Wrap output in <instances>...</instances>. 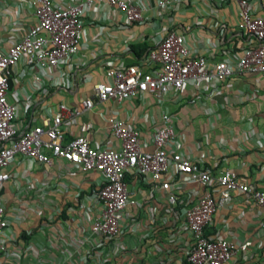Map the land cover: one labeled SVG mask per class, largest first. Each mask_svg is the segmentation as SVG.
Listing matches in <instances>:
<instances>
[{"label":"crops","instance_id":"crops-1","mask_svg":"<svg viewBox=\"0 0 264 264\" xmlns=\"http://www.w3.org/2000/svg\"><path fill=\"white\" fill-rule=\"evenodd\" d=\"M34 1L0 0V51H7L36 23ZM56 1L65 5L75 0ZM130 1L143 8L142 21H126L119 9L106 3L85 7L77 51L54 69H43L38 84L23 60L11 66L8 99L18 103V131L51 119L60 104L72 108L91 96L94 84L108 81V68L136 63L167 31L181 34L192 51L209 61L224 60L233 67L250 42L237 27L236 0H172L167 7L156 0ZM249 1L253 13L264 18V0ZM164 110L176 132V149L183 155L213 176L230 169L264 189V73L186 83L160 101L141 93L130 101L95 102L63 125L64 140L87 135L97 147H118L108 124V118L116 116L136 127L142 146L150 150ZM8 172L10 180L0 195L8 213L4 238L9 244L0 264H186L189 233L183 208L203 195L206 188L201 184L188 183L177 193L183 201L175 206L165 201V191L150 192L149 179L128 174L132 198L138 202L125 209L123 233L113 240L93 235L84 241L101 212L92 196L103 182L101 173L83 172L59 159L47 165L22 154L15 156ZM260 213L259 206L237 192L214 213L209 234L234 244L251 242L230 264H264Z\"/></svg>","mask_w":264,"mask_h":264},{"label":"built area","instance_id":"built-area-1","mask_svg":"<svg viewBox=\"0 0 264 264\" xmlns=\"http://www.w3.org/2000/svg\"><path fill=\"white\" fill-rule=\"evenodd\" d=\"M171 1L156 0V4L167 7ZM96 2L116 7L128 22L145 18L143 8L130 0H75L65 5L56 0H35L36 23L7 51H0V192L4 183L10 180L8 167L18 154L47 165L59 159L83 172L98 171L103 182L92 191V196L101 212L84 241L93 235L113 240L123 233L127 219L125 209L138 202L132 198L133 190L126 180L128 174L136 173L149 179L152 183L150 192L165 191V201L175 206L183 201L177 193L185 191L188 183L197 182L206 190L200 198L183 208L184 228L189 233L186 264H230L239 252L249 248L251 242L234 244L226 238L209 234L207 229L213 222V215L226 204L232 192L242 193L260 207L259 226L264 231V189L249 184L230 169L213 176L201 163L178 151L176 132L166 110L162 111L159 124L152 132L150 150L142 146L140 131L116 116L108 118L110 134L119 141L115 148L97 147L91 144L87 135L65 141L63 125L90 110L95 102L108 99L130 101L141 93H148L160 101L167 93L176 94L186 83L204 81L210 84L234 73H264V18L253 13L249 0H236L237 27L250 42L242 49L234 67L224 60L209 61L192 51L181 34L167 31L136 63L123 68H108V81L94 84L91 96L72 108L60 104L59 112L51 119L45 118L39 125L18 131L14 124L19 115L18 103H11L8 99L11 66L23 60L38 84L43 69H54L77 51L83 10ZM167 173H171L172 178H164ZM129 219L134 222L133 218ZM8 226V213L0 195V256L8 251L9 241L4 238ZM22 250L17 247L19 253ZM17 257L15 262H18ZM104 261L108 262L109 258Z\"/></svg>","mask_w":264,"mask_h":264}]
</instances>
